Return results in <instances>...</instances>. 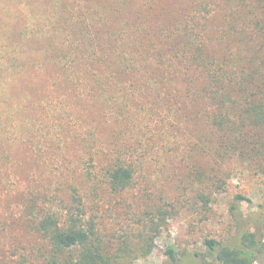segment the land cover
<instances>
[{"label":"rangeland","instance_id":"374dc122","mask_svg":"<svg viewBox=\"0 0 264 264\" xmlns=\"http://www.w3.org/2000/svg\"><path fill=\"white\" fill-rule=\"evenodd\" d=\"M256 3L0 0V258L15 261L38 240L31 228L21 241L13 238L15 222L25 218L22 195L45 193L49 204L55 182L87 163L89 144L100 141L132 155L136 168L132 188L111 195L93 213L100 229L134 239L153 234L149 250L126 264H161L168 247L178 253L180 264H204L193 252L204 251L205 238L226 240L235 234L234 210L249 217L243 231L254 232L262 244L264 177L258 165L214 156L216 140L200 114L203 103L184 95L188 78L179 71L181 58L170 61L173 76L162 69L168 57L156 65L165 57L157 34L185 25L216 56L225 49L246 50L260 12L253 9ZM230 22L236 34L228 30ZM136 34L137 44L130 40ZM141 45L148 59L139 56ZM157 48L162 58L153 56ZM122 50L133 53L126 55L137 70L133 65V71L116 75L112 71L122 61ZM191 73L194 84L204 81L199 72ZM92 78L98 81L93 84ZM129 94L120 116L118 102ZM59 130L77 134L50 144ZM238 194L247 201L236 200ZM252 264H264V251Z\"/></svg>","mask_w":264,"mask_h":264},{"label":"trees","instance_id":"16d2710c","mask_svg":"<svg viewBox=\"0 0 264 264\" xmlns=\"http://www.w3.org/2000/svg\"><path fill=\"white\" fill-rule=\"evenodd\" d=\"M121 3L118 2V5ZM253 9L260 12L253 20L246 50L230 48L216 56L204 47L203 38L194 36L185 25L168 35L157 34V38L162 41L165 57L159 59L156 65L159 66L168 57V64L162 69L173 76L176 69L170 61L175 57L181 58L180 63L183 65L179 71H184L183 77L188 78L183 92L185 97H193L203 103L200 114L216 140L213 155L258 165L264 177V53H260L264 47V0H257ZM234 28L230 22L228 30L236 34ZM162 32L160 30L158 33ZM130 40L139 43L140 34L132 36ZM161 48H157L153 56L162 58ZM168 51H174L173 55H167ZM137 52L143 59H148L149 51L142 45ZM127 53L133 54L125 50L118 54L122 61L112 71L114 74L129 73L133 65L134 72L137 70L135 61L127 58L130 56ZM191 70L199 72V76L203 75L204 81L194 84L190 79L194 78ZM63 75V81L67 83V71ZM90 81L94 84L98 80L92 78ZM130 96L118 102L120 116L125 115ZM138 103L145 106L140 97ZM62 133L59 130L50 144L57 139L65 142L68 135L77 134L70 130L68 134ZM92 133L86 131L87 136L91 137ZM204 137L198 140L202 141ZM62 142L58 144L59 148ZM85 157L87 163L82 166L79 164L68 178L55 182L53 190L50 189L49 204L43 200L47 197L45 193L34 194L30 190L27 195H22L25 209L22 217L25 218L15 222L14 231H17V235L13 238L21 241L19 238L26 228H31L38 240L28 253L20 254L17 260L0 258V264H126L142 257L149 250L153 234L145 232L134 239L128 234L122 236L107 230L103 232L98 225V216L93 214L100 208L102 201L106 202L111 195H121L132 188L136 172L130 160L132 155L120 151L114 144L100 141L95 145L89 144ZM79 169L81 172L77 175ZM41 197L42 200H39ZM235 198L247 201L240 194ZM246 217L249 218L247 215L240 216L234 210L233 219L238 224L235 234L226 240L205 238L204 251H194L193 256L204 264H252L258 253L264 251V246L257 242L254 232L243 231ZM165 255L166 260L161 264H180L181 260L173 247H168Z\"/></svg>","mask_w":264,"mask_h":264},{"label":"water","instance_id":"95a60500","mask_svg":"<svg viewBox=\"0 0 264 264\" xmlns=\"http://www.w3.org/2000/svg\"><path fill=\"white\" fill-rule=\"evenodd\" d=\"M262 245L264 246V239H263V243H262Z\"/></svg>","mask_w":264,"mask_h":264}]
</instances>
